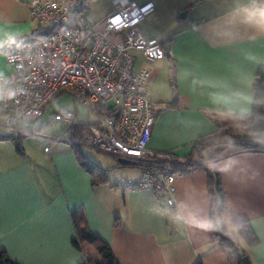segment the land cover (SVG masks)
Instances as JSON below:
<instances>
[{"label":"crops","instance_id":"0c3cea01","mask_svg":"<svg viewBox=\"0 0 264 264\" xmlns=\"http://www.w3.org/2000/svg\"><path fill=\"white\" fill-rule=\"evenodd\" d=\"M32 1L0 0V76L12 71L7 47L38 27L30 14ZM152 1L154 10L140 28L146 37L170 43V57L149 62L134 51V70L150 71L147 95L157 115L149 148L171 151L177 168L201 136L216 133L224 122L256 114V77L260 70L264 76V6L260 0ZM82 2V14L101 29L113 0ZM39 119L21 126L28 134L22 152L12 140H0V250L14 262L80 264L87 255L112 264L94 243L83 240L80 250L72 245V214L77 212L118 264H240L244 255L250 264H264V150H240L214 163L226 228L216 235L205 165L177 174L174 202L168 205L148 189L113 185L120 178H139L141 167L135 160L80 143L81 155L95 170L87 171L70 136L49 140ZM83 146L112 158L98 163ZM211 149L202 153L204 162ZM230 232L239 235L236 243ZM221 237H226L223 243Z\"/></svg>","mask_w":264,"mask_h":264},{"label":"built area","instance_id":"2783aa9c","mask_svg":"<svg viewBox=\"0 0 264 264\" xmlns=\"http://www.w3.org/2000/svg\"><path fill=\"white\" fill-rule=\"evenodd\" d=\"M260 4L264 6V0ZM82 5V0L30 2L32 20L47 31L5 52L12 71L0 76V138L15 136L24 123L41 118L53 95L67 90L89 112L84 121L74 110L55 113L54 120L65 122V132L70 134L73 125L82 124L83 144L133 159L141 167L137 180L121 178L113 185L148 189L172 205L174 154L149 148L157 115L147 98L150 72L147 67L134 70V51L142 52L148 61L164 57L161 41L146 37L140 28L154 3L113 0L101 29L87 21Z\"/></svg>","mask_w":264,"mask_h":264},{"label":"trees","instance_id":"16d2710c","mask_svg":"<svg viewBox=\"0 0 264 264\" xmlns=\"http://www.w3.org/2000/svg\"><path fill=\"white\" fill-rule=\"evenodd\" d=\"M47 30H41L39 27H36L34 33L31 35H28L27 37L23 38L22 40H30L34 38H39L41 37ZM19 41H16L12 44H10L5 52L15 44H17ZM162 43V42H161ZM163 45V43H162ZM263 80L264 76L262 71L260 70L258 76L256 77V85H255V97L257 100V112L252 118L250 119H237V121L240 122H251L250 129L254 132H264V85H263ZM67 91V90H59L57 91L53 97L50 99H54L57 97L59 94L62 92ZM68 92V91H67ZM49 101V102H50ZM48 102V103H49ZM47 103V104H48ZM46 104V106H47ZM171 106V104L169 105ZM46 109V108H45ZM54 119V117H53ZM82 125V124H81ZM81 125L79 126H72L71 127V138H70V144L71 147L73 148L74 154L77 156L79 163L84 166V168L87 171H92V173L95 172L94 167L91 165L90 161L86 159L83 155L80 153V149L78 146L81 143L83 133H82V127ZM228 124H223L222 126H226ZM221 125H218V131L214 134H210L207 136H201L198 140H196L193 143L192 147V152L189 154L187 158H185V163L187 164H179L177 168H174L177 173H184L191 171L193 169H197L202 165H205V171L208 172V191L210 196L214 198L211 208H210V224L213 229L214 234L220 235L222 231H225V226L222 223V218H221V212L222 209L225 207V204L222 202V191L219 186L218 180H217V170L214 168V163L223 157H226L230 154L236 153L239 150L232 151L229 154H226L222 157H218V151L212 154L210 157L206 159V162H204L202 159L203 155L202 153L207 150L212 148L214 145V139L219 136L220 132H222ZM28 134H25L24 132H18L15 134V136L7 137V138H0V140H12L14 142V146L18 152H22V139ZM213 142V143H212ZM246 148L241 149V150H249V149H259V150H264V143L263 142H252V141H242ZM199 155L198 157L200 159L195 160V156ZM178 163V161H177ZM94 170V171H93ZM72 222L75 228V237L72 240V245L80 250L81 244L80 242L83 240H87L91 243H94L96 250L98 252H101L104 254V257L106 259H111L112 264H118V262L115 260L111 249L107 244L104 242H99L96 240V238L92 235L90 230L88 229L85 220L83 216L77 212H73L72 214ZM222 243L223 241L226 240V237H221ZM240 261V260H239ZM0 264H18L11 260L3 251L0 250ZM80 264H100V261L98 258H94L91 256H85L84 259L81 261Z\"/></svg>","mask_w":264,"mask_h":264},{"label":"rangeland","instance_id":"374dc122","mask_svg":"<svg viewBox=\"0 0 264 264\" xmlns=\"http://www.w3.org/2000/svg\"><path fill=\"white\" fill-rule=\"evenodd\" d=\"M139 1H141V0H139ZM161 60H166L165 59V53H164V57H162ZM153 61H155V60H153ZM149 62H151V61H149ZM147 98H148V95H147ZM68 110L76 111L77 115L79 113V119H84L85 114H87L89 112V109L87 107L80 105L79 103H77L75 101L73 95L70 92L64 91L61 94H59L57 97L52 99L47 104L42 118L41 119L38 118L39 119L38 125H45L46 124V126L44 127V130H43L44 132L42 133V135L48 137L49 140L52 137H56V136H60L61 138L64 137V139H66V136L69 135L71 138V130H70V134L66 133L65 130L63 132V129H65L64 128L65 122L62 120L57 121V120L53 119L55 113H57V112L65 113ZM90 118L92 120H94L96 118L95 114L91 113ZM224 123L228 124V125L222 126L223 125L222 124L221 125L222 126V128H221L222 132H220L219 136L213 140L214 145L212 146V149L214 150V148H215V151L213 152L212 149H211V151L209 150L208 151L209 153H206L207 156H204V157H206L205 159H207L208 157H210L212 154H214L217 151H218L217 155L219 157L222 154H226V153L236 151L239 149L240 150L244 149V148H246V146L242 141H245V142L252 141V142H263L264 143V132H254L250 129V127L248 128V126H251L250 121L240 122V121L234 120L232 122H224ZM65 127H66V124H65ZM19 132H23V131L21 130ZM81 143H83V137H82ZM82 151H84L88 155V157L97 161L98 163H104V161H106V159L112 158V156H110L108 154L99 152V151H97L93 148L87 147V146H83ZM165 151H169V150H165ZM198 156L199 155H196L195 159L199 158ZM173 158H174L173 162H174V164H176V162L178 161L176 156L174 155ZM202 159H203V157H202ZM203 161H205V160H203ZM131 169L134 170V172H138V170H139V168H136V167L131 168ZM177 174L178 173L176 172V176H177ZM228 236L235 243H236V241H238L240 239V237L237 233H231L230 232V233H228ZM91 251H93V250H91Z\"/></svg>","mask_w":264,"mask_h":264},{"label":"water","instance_id":"95a60500","mask_svg":"<svg viewBox=\"0 0 264 264\" xmlns=\"http://www.w3.org/2000/svg\"><path fill=\"white\" fill-rule=\"evenodd\" d=\"M185 13V12H183ZM170 47H171V44L170 43H164L163 44V48L165 50V57L169 58L170 57ZM169 78H170V84L172 86V93H173V97H176L177 95V92H176V87L174 86V80H173V66H172V63L170 61V65H169ZM120 163L122 165H125L127 164L128 162L126 160H120ZM240 264H250V260L248 258L247 255H244L242 258H241V261H240Z\"/></svg>","mask_w":264,"mask_h":264}]
</instances>
